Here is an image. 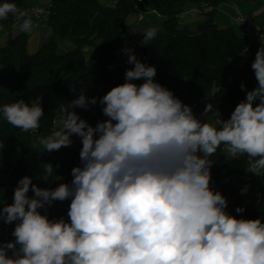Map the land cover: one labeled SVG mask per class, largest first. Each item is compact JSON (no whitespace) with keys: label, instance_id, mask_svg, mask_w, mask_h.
I'll list each match as a JSON object with an SVG mask.
<instances>
[{"label":"clouds","instance_id":"9594fccd","mask_svg":"<svg viewBox=\"0 0 264 264\" xmlns=\"http://www.w3.org/2000/svg\"><path fill=\"white\" fill-rule=\"evenodd\" d=\"M10 14L23 21L21 32L32 31L27 11L0 4V20ZM156 35L155 27L145 30L141 46ZM123 51L134 65L125 83L102 98L89 97L83 88L77 94L73 83L77 98L57 108L59 129L37 136L44 152L70 147L78 136L81 166L72 169L70 184L54 189L33 184L29 176L18 181L13 203L0 208V221L15 222L14 240L0 243V264H264V222L226 211L227 198L211 187L209 159L218 149L231 158L247 156V172L264 177V46L251 65L258 86L247 91L241 84L246 98L227 120L211 103L197 118L191 106L156 82L154 66L141 62L133 49ZM211 90L212 97L220 91L215 81ZM42 102V96L30 104L20 99L0 113L35 135L45 115ZM97 103L107 119L92 126L75 109ZM210 114L214 121L204 122ZM55 167L45 163L41 181L56 180ZM67 200L68 220L42 214Z\"/></svg>","mask_w":264,"mask_h":264},{"label":"trees","instance_id":"16d2710c","mask_svg":"<svg viewBox=\"0 0 264 264\" xmlns=\"http://www.w3.org/2000/svg\"><path fill=\"white\" fill-rule=\"evenodd\" d=\"M228 1L50 0L45 6L49 9V16L43 21L52 34L33 54L27 50L28 33L20 31L23 21L11 14L6 20H0V26L5 29L0 46V68L3 69L0 74V108L20 99L30 104L31 100L42 96L45 114L38 133L34 135L13 127L0 113V208L5 203H13L14 189L25 176L31 177L33 184L41 188L54 189L59 183H71L72 169L81 166L80 138L77 136L79 146L76 149L63 147L53 152H44L42 146L37 151L34 138L47 136L60 126L57 108L67 106L77 98L70 91L73 83L77 94L83 88L89 97L102 98L126 82L125 73L134 65L128 64V59L118 61L116 52L130 30L127 19L135 12L154 13L161 18L163 31L144 46L148 57L140 59L135 52L141 62L157 69L156 82L191 106L197 118H202L205 107L211 103L222 119H229L235 107L246 98L241 84L251 91L258 82L251 67L256 53H252L251 47L249 55L243 54L246 48L243 34H238L233 27H220L215 21L220 7ZM4 2L15 3L23 11L31 8L27 0H0V4ZM191 5L200 8L204 20L195 28L180 27L183 15ZM14 28L18 29L15 35ZM58 37L69 39L72 49L60 54ZM112 65L114 69H110ZM214 81L220 88L218 104H213L211 99ZM134 83L140 85L144 81ZM75 111L92 126L107 119L99 103L90 110L77 108ZM204 122H210L209 117H205ZM209 159L213 164L211 187L231 199L226 211L238 219H261L264 222V209L249 206L236 195L234 188V183L248 173L247 156L231 158L218 149ZM45 163L58 166L55 167L56 180L41 181ZM260 179L264 188V177ZM70 203L71 200L56 201L42 214L53 220H68ZM237 207H244L245 211L238 214ZM12 228H15V222ZM1 230L0 227V243L14 240L13 236L5 238Z\"/></svg>","mask_w":264,"mask_h":264},{"label":"rangeland","instance_id":"374dc122","mask_svg":"<svg viewBox=\"0 0 264 264\" xmlns=\"http://www.w3.org/2000/svg\"><path fill=\"white\" fill-rule=\"evenodd\" d=\"M32 6L45 7L47 5V0H27ZM200 8L195 5L189 6L185 15L180 22V27L189 23L192 20L193 25L190 28H195L198 23L204 20V16L200 14ZM240 14L251 15L257 25H259L264 30V0H229L227 3L221 6L219 11L215 16V21L220 27H233L238 34L242 33L241 25L238 23V17ZM143 16L142 22H138V17ZM34 27L31 32L28 33L29 41L27 50L30 54L36 53L42 46L43 43L50 39L52 34L51 29L45 24L44 21L37 22L34 19ZM127 24L130 27L129 32L126 34V38L130 41L128 48L133 49L134 52L138 54L140 59L148 57V51L141 46L140 41L143 40V32L149 28L155 27L157 29V34L163 31L161 25V18L156 16L154 13H140L135 12L129 16L127 19ZM18 32L17 28L13 29L14 35ZM59 43L58 52L60 54H65L72 49V43L69 39L57 38ZM264 46V40L257 41L252 44L253 49ZM128 59V55L125 53L121 58V61ZM3 73V69L0 68V74ZM221 94H216L213 104H218ZM215 117L213 115L209 116L210 122H213ZM60 125V124H59ZM60 126L55 127L58 130ZM73 144L68 148L76 149L79 146V138L77 136L72 137ZM35 148L37 151L41 149V146L36 138H34ZM248 188L247 193L242 194V189ZM234 188L236 190V195L241 197L244 202H246L251 207H256L261 205V201L264 199V188L263 181L257 179L255 174L247 173V175L240 181L234 183ZM33 193H29V196H33ZM44 210H41L43 213ZM12 225V224H11ZM14 231V229H13ZM1 230V234H2ZM5 238L12 237V233L2 234Z\"/></svg>","mask_w":264,"mask_h":264},{"label":"built area","instance_id":"2783aa9c","mask_svg":"<svg viewBox=\"0 0 264 264\" xmlns=\"http://www.w3.org/2000/svg\"><path fill=\"white\" fill-rule=\"evenodd\" d=\"M29 15L31 16L32 19H34L37 22H41L45 19L48 18L49 16V9L48 7H40V6H34L31 7L27 10ZM143 16L138 17V22H142ZM238 23L242 27V33L244 38L246 39V48L244 51V55H249L251 52V47L254 42L257 41H262L261 37H264V30L256 24L254 17L251 15H243L240 14L238 17ZM5 36V29L0 26V46L3 42V37ZM130 45V41L125 37L121 47L117 50L116 56L117 60L121 61V58L124 56V51L123 49L128 48ZM247 50V51H246ZM114 65L110 66V69H114ZM214 95V93H213ZM215 96L212 97L211 99L214 100ZM57 128V126H56ZM257 179H260L261 176H257ZM228 204L230 203V197H227ZM260 207L264 209V199L261 201ZM0 227L2 228V232L4 234H9L12 231V225H8L3 223L2 221L0 222Z\"/></svg>","mask_w":264,"mask_h":264},{"label":"crops","instance_id":"0c3cea01","mask_svg":"<svg viewBox=\"0 0 264 264\" xmlns=\"http://www.w3.org/2000/svg\"><path fill=\"white\" fill-rule=\"evenodd\" d=\"M50 0H47V3L49 2ZM32 6V5H31ZM223 7V6H222ZM193 21L192 20H190L189 21V23H187V24H185V26H191V25H193V23H192ZM241 30H242V28H241ZM241 34H243V33H241ZM259 48L260 47H258L257 49H253V47H252V53L254 54V53H257V51L259 50Z\"/></svg>","mask_w":264,"mask_h":264}]
</instances>
